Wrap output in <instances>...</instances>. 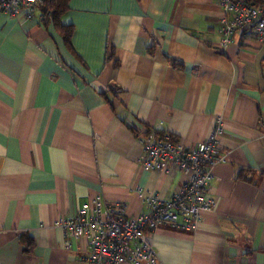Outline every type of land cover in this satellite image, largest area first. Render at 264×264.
<instances>
[{
    "label": "crops",
    "instance_id": "crops-1",
    "mask_svg": "<svg viewBox=\"0 0 264 264\" xmlns=\"http://www.w3.org/2000/svg\"><path fill=\"white\" fill-rule=\"evenodd\" d=\"M264 1V0H261ZM217 0H69L58 24L0 10V264H85L58 221L96 195L125 216L137 188L169 199L186 176L143 168L139 137L184 145L224 126L216 203L193 230L152 235L159 264H264V43L219 46ZM182 220L179 219L180 223Z\"/></svg>",
    "mask_w": 264,
    "mask_h": 264
},
{
    "label": "built area",
    "instance_id": "built-area-1",
    "mask_svg": "<svg viewBox=\"0 0 264 264\" xmlns=\"http://www.w3.org/2000/svg\"><path fill=\"white\" fill-rule=\"evenodd\" d=\"M42 0H0V10L21 25L34 16ZM219 46L226 49L236 32L251 33L264 43V2L217 0ZM224 126L216 118L204 140L190 145L175 142L167 132L149 131L138 139L143 146L141 165L151 171L173 168L186 180L169 199L158 192L137 188L146 212L125 216L120 206L106 205L101 195L82 204L77 215L58 221L64 245L85 238L89 252L85 264H159L153 249L152 235L161 226L170 225L193 230L204 212L215 207L207 188L214 167L225 160L221 148ZM182 221L179 223L178 220Z\"/></svg>",
    "mask_w": 264,
    "mask_h": 264
},
{
    "label": "trees",
    "instance_id": "trees-1",
    "mask_svg": "<svg viewBox=\"0 0 264 264\" xmlns=\"http://www.w3.org/2000/svg\"><path fill=\"white\" fill-rule=\"evenodd\" d=\"M253 4H262L264 1L261 0H247ZM69 0H42L39 5V9L41 10L42 14L44 15V20L51 19L52 21L57 23V26L62 33L63 37L68 40L71 35V26H62L58 24L59 16L66 11L68 8ZM161 133V132H160ZM173 140V138L170 136Z\"/></svg>",
    "mask_w": 264,
    "mask_h": 264
}]
</instances>
